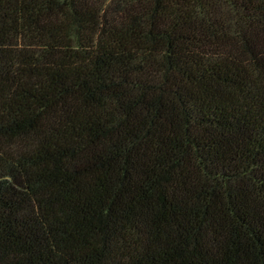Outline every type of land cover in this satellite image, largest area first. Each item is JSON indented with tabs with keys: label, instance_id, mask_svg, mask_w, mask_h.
Instances as JSON below:
<instances>
[{
	"label": "trees",
	"instance_id": "1",
	"mask_svg": "<svg viewBox=\"0 0 264 264\" xmlns=\"http://www.w3.org/2000/svg\"><path fill=\"white\" fill-rule=\"evenodd\" d=\"M0 264H264V0H0Z\"/></svg>",
	"mask_w": 264,
	"mask_h": 264
}]
</instances>
